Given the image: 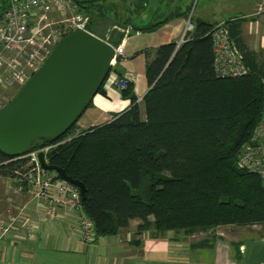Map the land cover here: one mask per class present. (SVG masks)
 Instances as JSON below:
<instances>
[{"label":"trees","instance_id":"1","mask_svg":"<svg viewBox=\"0 0 264 264\" xmlns=\"http://www.w3.org/2000/svg\"><path fill=\"white\" fill-rule=\"evenodd\" d=\"M72 1L86 11L88 30L96 35L113 2L127 3ZM147 4L148 0H134L133 14L122 17L120 24L130 26V34L151 33L190 14L169 13L167 3L163 20L135 25L133 16L143 13ZM7 7L8 0H0V19ZM193 22L194 32L179 47L171 42L144 51L149 91L141 103L143 117L130 84L123 91L131 99L129 109L77 136L76 123L53 141H37L20 158L0 152V176L26 185L22 177L29 167L24 156L55 145L46 160L85 186L82 209L96 237L114 236L137 220L138 233L150 231L158 237L168 232L188 237L221 226H259L264 239L262 180L238 166L239 151L251 140L264 111V61L240 46L242 21H228L225 27L248 73L218 76L211 37L215 24ZM123 38L124 34L114 36L112 45L117 47ZM102 91L101 87L98 93ZM91 105L92 101L87 109Z\"/></svg>","mask_w":264,"mask_h":264},{"label":"crops","instance_id":"2","mask_svg":"<svg viewBox=\"0 0 264 264\" xmlns=\"http://www.w3.org/2000/svg\"><path fill=\"white\" fill-rule=\"evenodd\" d=\"M165 1V7L167 3L170 4L171 11L180 10L184 13L180 8V0ZM130 3L134 4V0ZM126 6L129 7V0ZM127 8L124 13L128 14ZM241 9L245 14L229 20L242 21L239 27L240 46L254 52L264 61V1ZM77 11H80L78 7ZM141 14L133 16L135 25H147ZM124 17L127 19L125 14ZM185 21L186 18L173 19L151 33L132 32L123 45L121 42L123 53L115 62L113 71L119 76L127 73L134 76L133 95L137 100H143L149 91L144 51H153L171 42L178 43ZM237 49L240 50L239 47ZM104 85L103 91L93 98L92 105L78 120V130L105 124L131 106L130 97ZM140 112L143 117V104L140 105ZM0 207L7 212L16 209L20 217L37 225L32 239L18 242L16 247L7 243L0 246V264H42L41 256L45 251L71 253L86 259V264H264L262 234L243 232V227L221 226L188 237L168 232L158 237L150 231L138 233L140 222L134 220L129 228L114 236L96 237L94 242L85 244L77 233V214H66L59 208L55 209L54 218L48 217L47 205L35 199L26 185L19 179L1 176ZM21 233L25 235L26 231L22 229Z\"/></svg>","mask_w":264,"mask_h":264},{"label":"built area","instance_id":"3","mask_svg":"<svg viewBox=\"0 0 264 264\" xmlns=\"http://www.w3.org/2000/svg\"><path fill=\"white\" fill-rule=\"evenodd\" d=\"M75 30L95 35L88 30V17L77 11L72 0H8V7L0 19V109L10 102L7 96L9 88L18 92L42 67L55 46ZM120 30L124 33L123 45L132 28L128 26ZM194 30L193 17L189 15L177 43L178 47ZM211 37L216 74L220 77L246 75L248 70L225 24L215 25ZM107 43L111 45L110 42ZM122 45L115 47L118 57L123 53ZM133 80L131 73L119 76L111 69L103 85L123 92ZM141 102L142 100L136 101L138 104ZM54 146L35 150L24 156L28 161L29 172L23 178L27 186L31 187L29 193L47 205V216L54 218V211L59 208L77 214L80 241L92 243L96 239L95 228L91 219L83 212L79 188L62 180L56 172L44 170L38 160L40 152L46 157ZM238 166L257 174L262 180L264 191V111L251 140L239 151ZM6 214L0 209V246L7 243L16 247L18 242L34 237L37 231L35 223L23 219L19 214L8 218L6 216L10 212ZM262 227L264 230V223ZM22 229L26 231L25 235L21 233Z\"/></svg>","mask_w":264,"mask_h":264},{"label":"water","instance_id":"4","mask_svg":"<svg viewBox=\"0 0 264 264\" xmlns=\"http://www.w3.org/2000/svg\"><path fill=\"white\" fill-rule=\"evenodd\" d=\"M117 58L113 45L88 32L75 30L64 37L42 67L0 109V152L20 158L37 141H53L71 129L98 94ZM38 160L44 170L56 172L78 187L84 203L86 188L81 182L50 165L43 152Z\"/></svg>","mask_w":264,"mask_h":264},{"label":"rangeland","instance_id":"5","mask_svg":"<svg viewBox=\"0 0 264 264\" xmlns=\"http://www.w3.org/2000/svg\"><path fill=\"white\" fill-rule=\"evenodd\" d=\"M261 1L264 0H180V8L184 12L190 13L189 15L193 17V20H195L196 18H200L209 24H214L224 20L229 21L235 17H241L243 14H245L244 13L245 11H242L241 8L251 7L254 3ZM130 2L131 0H129V7L131 6V8L127 9L128 14L124 13L128 6H126L124 3L120 1L113 2L114 3L113 10L106 11L107 17H105L100 23L101 25L97 33L98 35L96 34L95 35L107 42L114 43L113 41L114 36L117 37L119 34H124L123 31L120 30L123 28V26H121L120 24V21L124 14L126 18H128L131 14H133L131 13L132 12L131 9L134 6ZM165 3H166L165 0H148L147 8L141 14V16L145 17L146 19L144 23L145 24L156 23L160 20H163L168 13L167 8L165 7ZM171 10L172 7L170 11ZM81 12L82 14L86 15L85 10H82ZM169 13H175V12L171 11ZM117 47H120V44ZM9 89L10 90L7 96L10 98L9 101H11L18 92L17 91L15 92L13 88H9ZM81 132L82 130L77 129L73 133V135L77 136ZM73 135H71V137ZM71 137L69 136L64 141L66 142V140H70ZM22 182L26 184L25 178L23 177H22ZM26 187L28 191L31 188L30 186H27V184ZM63 211L66 214H73V212L67 211V209H63ZM3 212L6 214L7 210ZM9 212L10 214L6 216V218L10 216H16L19 213V211L16 209L15 210L11 209L9 210ZM243 229H244L242 230L243 232L245 231L250 234L252 232L263 234L262 228L259 226L243 227ZM41 258H42L41 261L42 264H86L87 263L86 259L76 257L71 253H60L55 251H45L41 256Z\"/></svg>","mask_w":264,"mask_h":264}]
</instances>
